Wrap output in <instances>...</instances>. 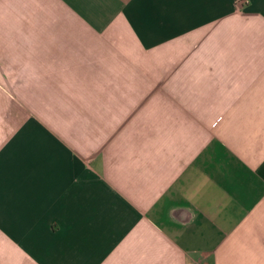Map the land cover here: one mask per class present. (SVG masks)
<instances>
[{"label":"crops","instance_id":"0c3cea01","mask_svg":"<svg viewBox=\"0 0 264 264\" xmlns=\"http://www.w3.org/2000/svg\"><path fill=\"white\" fill-rule=\"evenodd\" d=\"M0 264H264V0H0Z\"/></svg>","mask_w":264,"mask_h":264}]
</instances>
